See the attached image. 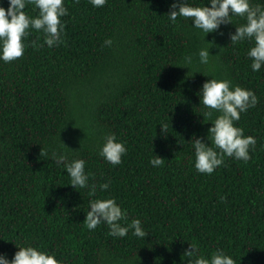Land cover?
Here are the masks:
<instances>
[{
    "label": "trees",
    "instance_id": "trees-1",
    "mask_svg": "<svg viewBox=\"0 0 264 264\" xmlns=\"http://www.w3.org/2000/svg\"><path fill=\"white\" fill-rule=\"evenodd\" d=\"M63 3L61 43L44 45V33L30 27L22 56L0 61V253L10 260L15 244H30L63 264H186L183 251L195 243L205 257L222 249L236 264H264V66L251 70V40L229 41L244 18L204 35L190 18L168 21L173 0ZM24 11L38 14L31 0ZM204 42L207 65L196 56ZM209 78L255 93L256 105L234 124L256 142L247 162L224 157L205 174L193 167L190 140L210 126L198 96ZM109 132L127 149L118 165L98 155ZM60 142L77 150L63 149L69 158L85 160L94 194L68 185L51 158ZM153 155L164 159L160 166L149 164ZM108 197L126 210L121 223L141 220L144 238L131 229L110 236L103 222L85 227L88 201Z\"/></svg>",
    "mask_w": 264,
    "mask_h": 264
},
{
    "label": "clouds",
    "instance_id": "clouds-1",
    "mask_svg": "<svg viewBox=\"0 0 264 264\" xmlns=\"http://www.w3.org/2000/svg\"><path fill=\"white\" fill-rule=\"evenodd\" d=\"M28 2L29 0H7V8L0 6V61L9 62L22 56L25 50L23 38L28 35L30 27L44 33V45L54 47L61 43L64 22L60 18L67 15L63 0H31L33 6L38 9V14L31 17L24 11ZM89 2L93 7H100L106 0ZM165 15L172 24L176 23L177 16L190 18L191 28L199 29L204 35L215 31L222 24H232L233 16L243 17L245 22L234 27V32L229 33V41L236 43L251 40L252 44L246 52L251 61L250 68L256 72L264 66V5L252 4L251 0H207V6L203 3L193 6L187 0H173ZM31 43L35 47L42 46L36 41ZM102 43L104 46H111L112 40L107 37ZM204 43L208 47L198 49L196 56L200 64L207 65L211 56L208 51L211 44ZM191 62L192 55H186L185 65ZM198 96L199 105H203L205 109L201 122H209L210 126L205 137L194 136L190 140L194 150L195 170L211 174L215 168L222 165L224 157L229 156L247 162L250 158L249 148L256 142L255 137L244 135L243 129L236 126L234 121L240 118V113L256 105L255 93L251 89L231 85L227 79L209 78L202 82ZM60 144L62 149L53 150L51 158L68 175V185L74 189L87 187L89 194H94L97 186L88 183L90 173L85 171V160L69 158L68 152L77 150H70L63 143ZM126 151L124 142L117 140L115 134L109 132L103 137L98 155L109 164L118 165ZM163 161V158L153 155L149 164L157 167ZM110 182L106 180L100 183L99 189H107ZM126 215V210L116 203L114 197L96 198L88 201L83 223L88 230H92L103 222L108 226V234L117 238L124 237L129 229L132 230V235L144 238L147 232L139 218H132L127 224L121 223ZM15 247L17 250L10 260L4 253H0V264H63L54 254L37 246L15 244ZM183 257L188 258L186 264H236L234 258L222 249H216L205 257L200 254L195 243H188Z\"/></svg>",
    "mask_w": 264,
    "mask_h": 264
}]
</instances>
